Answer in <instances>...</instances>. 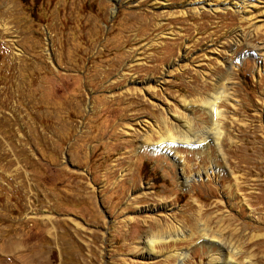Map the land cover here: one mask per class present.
<instances>
[{"label":"rangeland","instance_id":"rangeland-1","mask_svg":"<svg viewBox=\"0 0 264 264\" xmlns=\"http://www.w3.org/2000/svg\"><path fill=\"white\" fill-rule=\"evenodd\" d=\"M215 235L264 264V0H0V264H218Z\"/></svg>","mask_w":264,"mask_h":264},{"label":"bare ground","instance_id":"bare-ground-1","mask_svg":"<svg viewBox=\"0 0 264 264\" xmlns=\"http://www.w3.org/2000/svg\"><path fill=\"white\" fill-rule=\"evenodd\" d=\"M244 2V1H242ZM217 11V10H215ZM240 12V11H238ZM215 42V39H212V42L210 44H213ZM241 43V42H240ZM240 43H236L235 45L238 47L240 46ZM136 60V59H135ZM130 64V63H129ZM219 67L216 68V70L214 69V71L217 72ZM224 72V71H223ZM222 78V77H220ZM226 80L225 81H221L219 85H216V92L213 94V96L211 98H208L206 97L205 95H201L199 98H198V102L200 103V108L202 109L203 112H207L209 113V115H211L212 119L216 120V117L219 115V109H218V105L221 104V102L225 101L226 99H228V94L226 93ZM150 86V85H149ZM183 102H185L186 104H188V106L190 105V101L188 100V98H183L182 99ZM192 106V104H191ZM163 125H166V121H168L166 119L165 116H162V120H161ZM185 121H189V120H185ZM186 124L189 125V123L187 122ZM173 125V124H172ZM188 128V127H187ZM176 129V128H175ZM178 129V128H177ZM180 130V129H179ZM189 130V129H187ZM175 131V130H174ZM174 131H171L169 129L166 130V133L165 134H162L161 137H160V141L159 143H156V145H160L162 146V148H167L169 149L170 151H172V142H174V139H176V135H175V132ZM217 136L215 137L216 138H220V135H221V132H217L216 134ZM178 136V135H177ZM152 137L150 135H147L146 134V137H145V140H152L151 139ZM169 140L167 143L165 140ZM183 140L187 141V143L189 141L192 140V138L189 137L188 133H184L183 135ZM185 143V142H184ZM148 145V143H147ZM144 146V145H143ZM161 148V147H160ZM157 152V151H156ZM177 155V154H176ZM175 155V156H176ZM125 156V155H124ZM129 157V156H128ZM181 160L184 161L183 163V172L185 174H187V167L188 168H192L193 165H189L188 161H187V158L185 157V155H182V156H178ZM122 158V157H121ZM179 159V160H180ZM129 163V162H128ZM195 165V164H194ZM211 171V170H210ZM205 172H209V170L205 171ZM203 172V173H205ZM202 173V172H200ZM190 176H192L191 174L190 175H185V179H184V182L188 183L189 180H190ZM143 197V196H142ZM138 199V198H137ZM235 207V206H234ZM216 217V216H215ZM210 223V222H209ZM158 227L161 225L160 222H156L155 223ZM169 225V224H168ZM163 226V225H162ZM160 228V227H159ZM200 233L202 236L206 237V236H210L209 234V228L207 227H202L201 229H199ZM231 232V230L229 231ZM228 232V233H229ZM161 233V234H160ZM146 235H144L143 237V244L145 245L144 248L146 249V252L149 253V254H155L157 253L159 250L158 249V246H162V245H168L170 244L171 242H178L180 240L179 237H176V235H173V234H167L166 236H163L162 232L161 231H156V232H151V231H147L145 233ZM231 237H234L236 235V232H232L231 233ZM193 236V235H192ZM241 236V235H240ZM213 238L216 239L217 242L221 241L224 243V245H222V243H218L219 246H222L221 249H219V259L221 260H218V264H233L234 262H236L235 259H237V257H239V254H241L240 251L242 250H238V247H234L232 246V249L229 251L228 254H226V248H230L231 245H230V242L228 241H224V239H221V236L220 235H215ZM233 239V238H232ZM216 243V242H215ZM212 245V244H211ZM225 245H226V248H225ZM212 247V246H211ZM162 248V247H161ZM225 249V250H224ZM243 254V253H242ZM184 255H186L184 253ZM181 256V254H179L178 252H175V253H169L168 255L165 256V258H162L160 260H173V259H176L177 257ZM216 257V256H215ZM214 257V258H215ZM217 258V257H216ZM218 259V258H217ZM234 260V261H233ZM159 261V260H158ZM248 261V260H247ZM244 262L245 264H251V261H249L248 263Z\"/></svg>","mask_w":264,"mask_h":264}]
</instances>
